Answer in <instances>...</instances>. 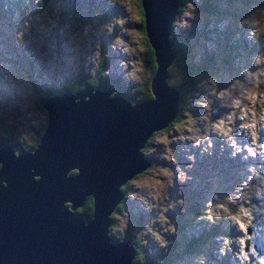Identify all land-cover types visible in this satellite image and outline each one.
Here are the masks:
<instances>
[{
	"label": "rangeland",
	"instance_id": "374dc122",
	"mask_svg": "<svg viewBox=\"0 0 264 264\" xmlns=\"http://www.w3.org/2000/svg\"><path fill=\"white\" fill-rule=\"evenodd\" d=\"M193 1L196 3L197 0ZM247 1L239 0L240 3H234L235 8L240 10V18L236 19L237 21L233 19L228 23H207L209 18L197 14L194 4H188L185 12L177 18L176 25L179 30L185 28L194 33L193 40L196 42V49L200 51L199 55L201 56V51H204L205 54L213 56L212 73L200 79L204 93L202 106L198 108L192 103L186 106L183 120L177 126L178 132H174L175 135L172 134L171 138L167 139L166 134H159L153 138L154 142L163 144V147L158 148L155 154L153 152L156 148L153 146L150 149L157 161L156 167L140 178L138 176L133 178V184L138 192H129L126 209L122 208L121 211L113 213L115 229L124 225L127 232L134 234L139 232V228L144 229L139 242L149 258L158 251L166 237L171 236L172 233L178 234L180 229L184 231L182 228L184 223L194 225L191 231L195 232L192 235L195 237H188V240L204 244L198 233L201 234L202 229H210L218 204L221 198H224L221 191L224 184L223 174L216 171L225 169L220 168L221 160L213 148L216 146L217 138L227 139V132L237 130L236 127H230L229 122L239 120L238 127L247 130L242 133L247 142L240 143L234 140L229 141L230 145H235L241 149V152L248 153H251L257 146L254 135L255 122L259 119L258 105H264V46H259L254 53L250 52L252 38L249 35L251 31L261 30L259 23L263 17V11L260 9L261 0L246 4ZM221 2L223 0H220ZM106 3L109 9L104 3V12L96 16L89 14L85 6L76 8L68 4L73 15L66 19V24L58 28L63 32H57V34L54 30L51 35L55 24L60 26V20L58 18L53 20L45 13L32 18L28 10V13L20 17L21 22L12 31V35L20 39L24 33L29 36L35 30V34L30 36V41L33 40L37 46L33 51L37 56L43 54L48 58L49 51L47 50L50 49L52 55L58 60L53 50L59 43L62 46V54L67 55V59L70 60L66 44L72 42L69 48L72 50L73 58L84 56V60H87L86 69L90 68L99 56H103L110 58V66L112 65L110 73L118 75L115 76L116 78L130 75L128 77L131 79H142L144 75H150L149 69L144 64V54L148 43L145 33L138 26L140 3L138 0H120L121 4L118 7L115 5V0H106ZM230 7L227 6L229 10ZM89 10L95 13L92 5ZM9 13L10 20H15L13 10H9ZM210 29L213 30L211 37L214 40L215 31L220 38L225 30L231 29L232 33L239 30L240 56L234 59L233 51L229 47L230 41L223 44V50L218 52L214 43L207 40ZM64 32L67 34L66 40L56 42L65 36ZM19 43L16 42V44ZM232 48L234 49L233 46ZM5 51V48L0 47V54H2L0 57H3ZM5 56L12 55L6 54ZM219 57L230 60L228 71L225 70V64ZM50 60L52 59L48 60V66L52 65L53 60ZM1 66L3 71L15 73L16 77L24 78L19 69L8 67L5 59H0V69ZM74 70L75 64H70L68 71L73 72ZM64 72L63 67L59 69L60 80L64 79ZM103 75L106 74L103 73ZM50 81L45 78L41 79L42 83ZM0 84L4 88L0 90L1 94H6L7 97L13 95L20 100L21 104L18 108L19 115L9 111L14 107L8 106L6 112L3 113V120L5 122L14 121L19 138L24 142L29 141L32 136L28 126L20 120L23 118L28 120L26 110L29 109V105L23 100L24 92L9 91V87L2 80ZM186 98L191 100L192 94L187 93ZM6 104V102L3 103L0 110L5 109ZM246 104H253L255 110L243 116ZM167 141L171 143L168 145ZM175 145H177L175 151L178 155L177 160L173 152ZM195 196L201 199V202L198 201V208L204 207L205 215L202 217L200 215L197 218L192 217L187 210V207L190 208L192 204L191 199ZM133 222L136 227L133 226ZM216 235L214 239L218 240ZM150 242L154 243V246H151ZM179 243L182 244L183 241L180 240ZM217 252L220 253V250ZM198 256L197 253L185 255V259L179 264H212L213 253H210L209 257L208 255L203 256L205 259L202 260Z\"/></svg>",
	"mask_w": 264,
	"mask_h": 264
},
{
	"label": "water",
	"instance_id": "95a60500",
	"mask_svg": "<svg viewBox=\"0 0 264 264\" xmlns=\"http://www.w3.org/2000/svg\"><path fill=\"white\" fill-rule=\"evenodd\" d=\"M142 5L157 63L154 99L130 106L123 96L108 98L116 89L111 84H83L75 94L52 95L42 103L49 122L36 149L0 147V264H132L136 246L110 241L109 215L124 196L120 186L150 166L139 149L180 108L177 89L165 86L177 53L170 27L180 0ZM72 168L78 175L68 178ZM87 194L94 196V216L84 222L76 210Z\"/></svg>",
	"mask_w": 264,
	"mask_h": 264
},
{
	"label": "clouds",
	"instance_id": "9594fccd",
	"mask_svg": "<svg viewBox=\"0 0 264 264\" xmlns=\"http://www.w3.org/2000/svg\"><path fill=\"white\" fill-rule=\"evenodd\" d=\"M27 1L28 0H18L17 4L20 9H16L13 5H9L8 3H6V0H0V47L5 48L6 50L5 54L3 55V57H0V59H5L8 63V67L19 69L21 75L24 77L23 79H21L19 77H16L15 73L11 74L3 71V67L1 66L0 80L4 81V83L9 87V91L12 92L14 90L18 92V90H21L24 92L23 100L25 104L29 105V109L26 110L28 113V120L26 118L20 120L28 126V130L32 138H34V141L37 128L40 127L38 129H41L43 131L42 135L39 134L38 140L35 141L36 143H40L49 122V111L42 106V103L52 95L75 94L78 88L83 84L96 89H106L107 86L111 84L116 89L108 96L109 99H113L117 96H123L131 102L130 106H134L135 102L150 101L154 99V94L151 89V81L156 74L157 63L155 61L154 49L152 48L151 42L145 30L144 15L143 20L140 17V23L138 24V26L145 33V38L147 40L148 46H150L151 49L152 56H149L148 47L144 54V64L149 69L151 74L144 75L142 79H131V77H128L130 75H128L127 77L116 78L115 76L118 75L110 73L112 67V65L110 66V58L99 56V59L95 61L90 68L86 69L85 62L87 60H84V56L83 58H81L80 56H77V59L73 58L71 54L72 50L69 48V46H72V42L66 44L67 52L70 54V60L67 59V55L62 54V46L57 43V48L53 50V53L58 57L57 60L52 55L50 49L47 50V52L49 51V53H47L48 58L43 54L37 56L33 53L37 46L35 45L33 40L30 41V36L35 34V30L29 36H26V34L24 33L20 37V39L12 35V31L21 22L20 17L28 13V10L33 16L32 18L45 13L53 20H57V18L60 20V26H58V24H55V28L51 30V35L54 30L55 33L63 32L61 30H58V28L61 27L62 24H66V19H68L69 16L73 15V12L68 7V4H71L76 8L85 6L88 9L89 14L96 16L99 15L98 13L104 12V3L107 9H109L106 0H57V5H55L54 2H51V5L46 4L44 0H29L28 5L25 6V3ZM254 1L258 0H248L245 3L248 4L249 2ZM138 2L142 5V0H138ZM203 3L204 0H197L196 3L193 0H188L184 9L180 12V8H183L180 1V5L172 20L170 27V39L172 45L177 48V53L174 61L167 67L165 86L177 89L180 96V108L177 116L166 127L160 130H154L151 136L146 140L145 145L139 149V153L141 154V156L150 163V166L147 169H150L152 167L155 168L157 165V161L152 156L150 149L154 146L156 150L153 152V154H155L158 148L163 147V144H161L160 142H154L153 138L159 134H166L168 135L167 139L171 138L174 132H178L177 126L183 120L184 110L186 106L190 103L198 108L202 106L204 93L202 90L200 79L202 76H206L208 73H212L211 66L213 63L205 57L204 51H201V56L199 55L200 51L196 49V42L193 40L194 33L185 28H181L179 30V28L177 27L176 22L178 16L185 12V8L188 4H194L197 14L209 18L207 23H228L230 20L235 19V21H237L236 19L240 18V10L236 9L234 4L240 3L239 0H223V2L221 3L220 0L214 1L218 8H222V10L227 11L226 14H221V18L218 20H215L208 16L207 7L204 6ZM120 4V0H115V5L117 7L120 6ZM91 5L92 10L95 13L89 10L91 9ZM57 6L60 7L57 8ZM227 6H231L230 10L227 8ZM22 7L24 8L21 9ZM4 8L6 9L4 10ZM260 9L263 11V17L261 19V22L259 23L261 24V30L251 31V34L249 35L252 38L250 52L253 53L256 52L259 46H264V0H261ZM9 10H13V12L15 13V20H10ZM110 10L115 11L114 9ZM76 16H74V18H76ZM233 29L235 28L233 27ZM212 34L213 30L210 29L209 37L207 38V40H210L214 43L218 52H221V50H223V44L230 41L231 44L229 45V47L233 51L234 59L240 56L239 47L241 45V36L239 30H237L235 33H232L231 29L225 30L220 35V38L215 31V40L211 37ZM173 36H177V39L174 40ZM187 36L188 41L190 42V45H188V47L179 43L180 39H185V37ZM66 37L67 34L65 33V36L61 40L58 39L56 42H62L66 40ZM16 42L20 43L16 44ZM232 46L234 47V49L232 48ZM6 54H10L12 56L6 57ZM0 56H2V54H0ZM219 58L222 62H224L225 70L228 71L227 67L230 60L223 57ZM49 59L53 60H50L52 61L51 66H48ZM191 62L196 64L200 68L197 74H194L196 72L191 70ZM70 64H75V70L73 72L68 71ZM62 67L65 71L63 73L64 79L60 80L59 69ZM103 73H105L106 75H103ZM42 78L51 81L49 83H42ZM183 88H186V97L187 93L192 94L191 100H187V98L184 97ZM0 90H4L1 84ZM200 91L202 93H200ZM83 100H88V97L85 96ZM213 101L215 102V100ZM5 102L7 103L5 109L0 110V138L2 139H5V136L7 135L5 128L7 124L11 125V123L14 122H5L3 120V113L6 112L7 107L11 105L12 107H14V109H9V111H12V113L15 115H19L18 108L21 106V104L19 103L20 100L18 98H15L13 95L7 97L6 94L3 95L0 93V106ZM254 110L255 106L253 104H246V109L243 110V116ZM258 118L259 119L255 122L256 129L254 131V135L259 147L254 148V152L249 158H246L244 154H238L237 156H235V153L233 152H231V154H227L224 157L222 155V152H219V149L224 148L222 139L220 138L216 139V146L215 148H213L217 152V155L221 160L220 168L225 169L216 171L219 173L222 172L223 174L222 178L224 179V184L221 191L224 198H221L218 204L210 229H202L201 234L198 233L199 238L204 233L209 234L210 238L213 240L212 245L206 244L204 242L201 247V252L197 253L199 254L198 257H201V260L205 259L203 258V256L208 255L209 257V254L213 253L214 258L212 260V264H237L235 262L238 260L239 263L240 254L243 249L247 248V243L264 239V158L262 157V155L264 154V105H258ZM239 123V120H231L229 122V126L232 128L236 127L237 130H231V132H227L226 136H233L238 142L244 143L247 142V139L242 133L247 130L246 128H239ZM239 132L241 134H239ZM15 136L18 139H16ZM185 141L187 143V140ZM14 142H24V140L19 138L16 133V135H14L8 143L12 144ZM167 143L169 145L171 142L167 141ZM3 144H5V142L0 143V147L4 146ZM13 147L17 151H19L17 146L14 145ZM33 149H29L28 151H32ZM176 150L177 145L173 147V152L177 160L178 155L177 153H175ZM256 151L258 152L255 154ZM144 170L135 174L126 182L125 185L120 186L119 191L122 192L124 196L121 202L109 215L108 236L113 244H118L116 242L117 240L115 239L123 235H132L133 237L139 238V232L136 234L127 232L126 226L124 225L120 226L118 229H115L113 227V224L115 222V220L113 219V213L121 211L122 208L126 209V203L128 200L127 193L125 192V187L130 182H133V178L135 176H138V178L144 176L143 173L141 174V172H143ZM78 172L79 170L77 168H72L68 170L66 176L69 178L70 176L78 175ZM145 172L146 171H144V173ZM33 177H35V180L39 179L38 175ZM182 190L184 192V189ZM87 195H90L93 198L94 204L93 194ZM194 198L197 197L195 196ZM197 199L201 202V199ZM123 202L125 203L123 204ZM64 206L69 208L70 202H64ZM78 208L76 210L77 216L80 217L84 222L91 221L84 220L78 214ZM201 208L202 211L199 214L191 213L189 211L190 208L188 207L187 210L192 217L195 216V218H197L199 215L201 217L205 215L204 207ZM243 222L246 225H244ZM134 224L135 222H133V226H135ZM193 227L194 225L191 226V229ZM191 229L188 230V235L186 238L195 237L190 236L195 233L191 231ZM215 235L217 236L218 240L214 239ZM177 237L179 236L173 233L171 236L166 237L163 244L158 248V251L155 254H152L151 258L145 261V263L157 264L152 259L154 257H164L168 253L164 245L166 243H169L172 238L175 239ZM150 244L151 246H154V243L150 242ZM218 250H220V253L217 252ZM135 256L136 254H134L132 260H134ZM184 257L180 262L185 259Z\"/></svg>",
	"mask_w": 264,
	"mask_h": 264
},
{
	"label": "trees",
	"instance_id": "16d2710c",
	"mask_svg": "<svg viewBox=\"0 0 264 264\" xmlns=\"http://www.w3.org/2000/svg\"><path fill=\"white\" fill-rule=\"evenodd\" d=\"M180 1L182 3V6H183V8H180V12H181L184 9L186 2L188 0H180ZM214 1H217V0H204L203 5L207 7L208 16L210 18L218 20L221 18V14H226L227 11L222 10V8L221 9L218 8L216 3H214ZM139 13H140L141 19L143 20V6L141 5V3H140ZM173 39L176 40L177 36H173ZM179 43L188 47V45H190V42L188 41V36L185 37V39H180ZM147 47H148V52H149V56H150L151 55V49H150V46L147 45ZM205 57L213 63V59H212L213 57L210 54H205ZM191 70L196 72L194 74H197L198 71L200 70V68L196 64L191 62ZM183 95H184V97H186V88H183ZM5 128H6L7 135L5 136V139L0 138V143L4 142V140H6V142H9V140H11L13 138V136L16 135V133H17L14 122L11 123V125L7 124V126ZM38 128H40V127H38ZM38 128H37L36 135H35V141L38 140L39 134L40 135L43 134V131L41 129H38ZM16 139H18V138L16 137ZM190 203H193V204H191L190 210H189L191 213L199 214L202 211L201 207L198 208V199L197 198H192ZM89 205L94 207V204L91 201L89 202ZM191 226H192V223H184L182 226L184 231H182L179 227L178 228V229H180L179 234H175L179 237H177L175 239L172 238V240L169 243H166L164 245V247L167 249L168 253L164 257H159V258L154 257L152 260L157 264H179L185 255H190V254H195V253L201 252L202 244L196 243L194 241H190V240H188V238H186L188 235V230L191 229ZM142 231L143 230H140V228H139V238L135 237V239H134V241H137L139 243V245H138L139 247H140L139 239L143 236ZM109 234H110V232H109ZM192 235H190V236H192ZM200 238H202V241L205 242L206 244L212 245L213 240L210 238L209 234L204 233L201 235ZM115 240L119 241L120 238H116ZM180 240L183 241L182 244L179 243ZM150 258L148 257V253L140 250V254L138 253L134 257V260H132V264H145V261H147Z\"/></svg>",
	"mask_w": 264,
	"mask_h": 264
},
{
	"label": "flooded vegetation",
	"instance_id": "af4514ba",
	"mask_svg": "<svg viewBox=\"0 0 264 264\" xmlns=\"http://www.w3.org/2000/svg\"><path fill=\"white\" fill-rule=\"evenodd\" d=\"M152 56V55H151ZM5 144L3 145H6V144H11V143H8L6 142V140H4ZM39 142L36 143L34 141V138H31L29 141H25V142H14L11 144V146H17L18 147V152L19 153H24V152H29L28 150L29 149H36L37 146H38ZM33 149V150H34ZM32 150V151H33ZM147 169V168H146ZM144 170V171H153L154 167L150 168V169H147V170ZM141 172V174L143 173V175H145V173ZM74 173V172H73ZM125 192L128 194L129 192H137L136 189H135V186L133 184V182H130L126 187H125ZM93 202V198L90 196V195H87L85 197V200L83 201L82 205L78 208V214L84 219V220H92L93 218V207L89 205V202ZM125 202H123L124 204ZM111 219H112V216H111ZM112 234V232H111ZM132 236V235H131ZM131 236H128V235H123V236H119L118 238H120L119 241H116L117 243H121L123 242L124 240L127 241V244L128 246H131L132 244H134L136 246V249H135V253L134 254H140V250L143 251V249L141 248V245L140 247L138 246L139 243L137 241H134L135 237H131ZM144 252V251H143Z\"/></svg>",
	"mask_w": 264,
	"mask_h": 264
}]
</instances>
